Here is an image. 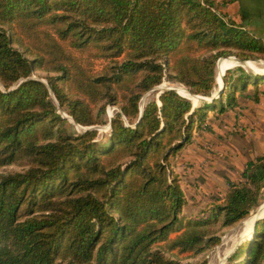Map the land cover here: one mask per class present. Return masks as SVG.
I'll use <instances>...</instances> for the list:
<instances>
[{
  "label": "trees",
  "instance_id": "1",
  "mask_svg": "<svg viewBox=\"0 0 264 264\" xmlns=\"http://www.w3.org/2000/svg\"><path fill=\"white\" fill-rule=\"evenodd\" d=\"M224 15L213 0H0V169L20 167L0 172V264H194L175 257L201 253L219 228L249 215L264 187V155L190 217L171 168L208 112L227 109V80L218 108L216 98L192 107L165 90L139 115L165 70L209 96L219 56L264 58L263 38L245 27L251 13L240 8V23ZM37 70L54 74L48 85L31 77ZM49 88L83 126L118 106L107 137L70 130ZM228 260L264 264V219Z\"/></svg>",
  "mask_w": 264,
  "mask_h": 264
},
{
  "label": "rangeland",
  "instance_id": "2",
  "mask_svg": "<svg viewBox=\"0 0 264 264\" xmlns=\"http://www.w3.org/2000/svg\"><path fill=\"white\" fill-rule=\"evenodd\" d=\"M213 1H215V3H216L218 12L221 15L226 14V15H224L225 19H227V20L231 19L237 23H240V17H239L240 16V8H244L245 10L249 11L251 13V18L248 21H245V27L248 30H250L252 33L262 37L264 40V0H213ZM233 2H235V6L231 7L229 9L228 8L229 4H231ZM17 48L20 49V47H18V46H17ZM234 57H236V56L232 55V54H228L226 56H219L215 62L214 73H215V77H217V74L219 72L218 71V65H219V63L222 64L223 65V71L221 74H224L223 80H227V86H228L227 94L228 93L229 94L223 95L222 99H220V100L227 107L226 110L233 109L236 106H239V108L235 111L237 113L235 115V117H238L237 116L238 114L242 115V113H241V111H239V109L248 107V105H246V103H249L248 100H253L255 103L259 101L258 96H257V94L260 92L259 84H262V82L264 81V77L257 75V74H263L264 58L255 57V58L244 59V60H246V62L241 63V62L237 61ZM101 62H102L101 60H94L92 68H94V70H100ZM47 74L48 75H54L53 73H50V74L46 73L43 70H37L31 74V77L43 80L47 84V80H46ZM167 74H168V72H167V70H165L164 77L162 78L161 82L158 85H163V84L165 86L173 85V86H175L176 89H177V86H182L184 88L186 87L179 82L170 80ZM257 77H259V78H257ZM239 78H244L245 82L240 81ZM253 80L258 82L256 87L251 84V82ZM220 85H221V77H220V81L217 80V78H216V81L214 83V87L212 88L211 94L214 93V95H216V92L218 90V86H220ZM243 85H246L247 88L243 89V87H242ZM225 86L226 85L224 82V87ZM0 87L3 88L1 83H0ZM186 88H185V90L187 91L188 88L187 89ZM177 91H178V89H177ZM188 91H189V89H188ZM158 92H159L158 89H153V87H152L142 97H144L145 101L147 99L154 98L158 102V98H157ZM187 93H189V92H187ZM49 94H50L51 99L55 102L57 112L60 114V116L63 113H66L68 115V117L71 116L70 114H68L66 108H61L59 106V104L55 98V95L53 94V92L51 91L50 88H49ZM193 94H191V95H193ZM211 94L209 96H206V97H210ZM199 95H202V94H199ZM203 96H205V95H203ZM186 98H188V97L186 96ZM219 98H221V97H217L215 99V100H217L216 101L217 108L220 105V103L218 102ZM233 98L235 100H233ZM263 98H264V96H263ZM207 99H210V98H207ZM213 100L212 101H199L197 103V106H200L204 102H207V103L213 102ZM191 102H193V101L191 100ZM193 103H195V102H193ZM263 103L264 102L262 101V104H260L261 108H264ZM256 107H257V105H256ZM119 110H120L119 107L116 105L106 104L105 105V113L103 116V121L101 123L90 125V126H83V125L79 124L81 126L80 127V126H77L76 124H74L73 122H71V120H69L70 119V117H69V119L65 118L67 121L66 124L70 130H73L76 132H82V131H84V128L88 129V127H92L91 129L97 130V135L95 137V140H103L108 135V132L110 129L109 124L111 125V118ZM217 111H218V109L215 110V112H217ZM109 116H111V117L109 118ZM122 118L126 122L125 117L123 116ZM238 119L241 120L242 116L238 117ZM256 124H257V122H256ZM201 126H203L205 128V124H202ZM179 152H180V150L176 154H178ZM262 155H264V151L262 153H260L259 155H257V157L262 156ZM173 157L171 158V161L173 160ZM254 158H256V157H254ZM18 170H20V167H18L16 165H9V166H5V167L1 168L0 172L7 173V172H11V171H18ZM186 194L188 196L187 201L189 204L186 206H183L185 208H182V215H184L186 217L201 215L202 211L207 209L208 204L210 202L204 201L200 205H198L197 203L192 202L193 200H192L191 196L189 195L188 191ZM184 198H185V194H184ZM185 203H186V199H185ZM261 210L264 211V187L261 189V194L259 196L258 204L250 211V213L247 217H245L244 219H242V220H240V221H238L232 225H229L226 227H221L216 231V236L219 237L218 242L211 245L209 248L205 249L201 253H197V254L183 253V254L175 257V258L177 260H179L181 263H187V262L194 263V264H226V263H228L229 262L228 258L230 257L231 254L234 253V251H236V249L238 247H240V252L243 251V248L245 247L246 243L248 242V240H250L249 235H251L253 237L256 224L264 219V218L259 219L257 221V223L255 225H253V222L256 219V215L258 213H259V216L264 217V213L260 214L262 212ZM246 235H247V238L245 237Z\"/></svg>",
  "mask_w": 264,
  "mask_h": 264
},
{
  "label": "crops",
  "instance_id": "3",
  "mask_svg": "<svg viewBox=\"0 0 264 264\" xmlns=\"http://www.w3.org/2000/svg\"><path fill=\"white\" fill-rule=\"evenodd\" d=\"M234 6L235 2L228 8ZM259 90L258 102L248 100V107L239 109L242 115L237 116H242L241 120L235 117L239 106L223 112L209 111L205 128L195 127L190 141L173 157L171 168L180 179L184 206L189 204L187 191L198 205L221 201L229 182L241 180L246 162L264 151V108L260 106L264 102V81Z\"/></svg>",
  "mask_w": 264,
  "mask_h": 264
},
{
  "label": "water",
  "instance_id": "4",
  "mask_svg": "<svg viewBox=\"0 0 264 264\" xmlns=\"http://www.w3.org/2000/svg\"><path fill=\"white\" fill-rule=\"evenodd\" d=\"M237 61H239V62H241V63H244V62H246V60H241V59H239V58H236V57H234ZM218 62V61H217ZM217 66V65H216ZM257 75H260V76H263L264 77V74H257ZM223 77H224V74H222V76H221V85L220 86H218V90H217V92H216V96L214 95V93H212L211 94V96L210 97H206V96H203V95H199V94H193V93H191L190 91H188V89H187V91L190 93V94H193L195 97H196V102L195 103H193L192 102V107H196L197 106V103L199 102V101H212L213 99H215V98H217V97H219L221 94H222V91H223V89H224V80H223ZM34 78V77H33ZM36 79H38V78H36ZM38 80H40V79H38ZM40 81H42V82H44L45 84H46V82L45 81H43V80H40ZM215 81H216V77H215ZM13 87H11L10 89H12ZM153 89H158L159 90V92H158V94H157V98H158V103L160 104V101H159V96H160V94L163 92V91H165V90H174L175 92H177L178 94H179V92L177 91V89L175 88V86H173V85H169V86H165L164 84L163 85H157V86H154L153 87ZM179 95H181V94H179ZM181 96H183V95H181ZM183 97H185V96H183ZM207 98H210V99H207ZM143 104H144V97H142L141 98V101H140V114L139 115H141L142 114V110H143ZM61 116L63 117V118H67V119H69V117H70V119L69 120H71V122H73L74 124H76L77 126H80L78 123H75L74 122V120L72 119V117L71 116H69L68 117V115L66 114V113H63V114H61ZM111 116H109V118H110ZM81 127V126H80ZM109 127H110V124H109ZM92 127H88V129H91ZM86 128H84V130H85ZM259 209V208H258ZM257 213V212H256ZM261 218H264V217H262V216H259V213L256 215V219L254 220V222H253V225H255L256 223H257V221L259 220V219H261Z\"/></svg>",
  "mask_w": 264,
  "mask_h": 264
},
{
  "label": "bare ground",
  "instance_id": "5",
  "mask_svg": "<svg viewBox=\"0 0 264 264\" xmlns=\"http://www.w3.org/2000/svg\"><path fill=\"white\" fill-rule=\"evenodd\" d=\"M218 74H217V80H219L220 81V77H221V73H222V71H223V65L222 64H220L219 63V65H218ZM263 74H264V71H263ZM177 89H178V92L181 94V95H183V96H187L190 100H192L193 102H196V97L194 96V95H191L190 93H187L188 91H186L185 90V88L184 87H182V86H177ZM216 96V95H215ZM195 97V98H194ZM262 211V210H261ZM262 213H264V211H262L260 214H262ZM252 234V233H251ZM246 238H247V235L245 236ZM249 239H252V236L251 235H249Z\"/></svg>",
  "mask_w": 264,
  "mask_h": 264
}]
</instances>
